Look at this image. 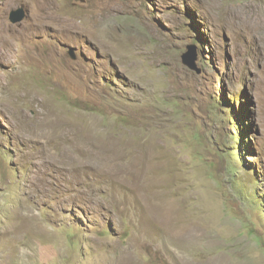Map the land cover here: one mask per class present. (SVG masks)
I'll return each instance as SVG.
<instances>
[{"label": "rangeland", "instance_id": "obj_1", "mask_svg": "<svg viewBox=\"0 0 264 264\" xmlns=\"http://www.w3.org/2000/svg\"><path fill=\"white\" fill-rule=\"evenodd\" d=\"M35 1L0 0V264H264V0Z\"/></svg>", "mask_w": 264, "mask_h": 264}, {"label": "bare ground", "instance_id": "obj_2", "mask_svg": "<svg viewBox=\"0 0 264 264\" xmlns=\"http://www.w3.org/2000/svg\"><path fill=\"white\" fill-rule=\"evenodd\" d=\"M50 1V0H49ZM48 0H36L35 1V5H36V8L38 11H43L44 9L46 10L47 9V6H51L50 2ZM47 11V10H46ZM49 11V10H48ZM245 12V11H244ZM40 13V12H39ZM46 13V12H45ZM262 13V12H261ZM35 14V13H34ZM260 14V13H259ZM250 15V13H249ZM53 17V15H52ZM244 17V16H243ZM254 17V16H253ZM246 18V16H245ZM248 18V17H247ZM242 19V18H241ZM253 19V18H252ZM38 20V26H42L44 23H48L50 22V15H46V14H43L42 16H38L37 18ZM244 21V20H243ZM243 21L241 23H243ZM249 23V22H248ZM5 24V23H4ZM244 24V23H243ZM262 24V23H261ZM240 25V24H239ZM250 25V24H249ZM5 26V25H4ZM3 25H1L0 23V49H6L8 48L7 46L9 45V36H8V31L7 29L4 27ZM241 26V25H240ZM258 26V24L256 25ZM76 27V26H75ZM248 27V26H247ZM264 27V26H263ZM246 28V27H245ZM253 28V27H252ZM256 28V27H255ZM254 28V29H255ZM259 28V26L257 27ZM244 29V28H243ZM250 29V27H249ZM246 30V29H245ZM251 30V29H250ZM249 30V31H250ZM253 31V29H252ZM11 46V45H10ZM8 55V54H7ZM12 55V53H11ZM85 208V207H84ZM182 230L179 229V232L178 233H172V232H168V236L170 237V241H172L173 238L177 239L178 240V237H181L182 236ZM176 240V241H177ZM173 242V241H172Z\"/></svg>", "mask_w": 264, "mask_h": 264}, {"label": "water", "instance_id": "obj_3", "mask_svg": "<svg viewBox=\"0 0 264 264\" xmlns=\"http://www.w3.org/2000/svg\"><path fill=\"white\" fill-rule=\"evenodd\" d=\"M23 17H24L23 10L22 9H18L16 11H12L10 13L9 21H10L11 24H18V23H20L22 21ZM71 57L73 58V55H71ZM194 61H195V55H190V58L187 55H183L182 56V63L185 66H187L188 68H190L192 70H195L196 73H200V71L198 69H195Z\"/></svg>", "mask_w": 264, "mask_h": 264}, {"label": "trees", "instance_id": "obj_4", "mask_svg": "<svg viewBox=\"0 0 264 264\" xmlns=\"http://www.w3.org/2000/svg\"><path fill=\"white\" fill-rule=\"evenodd\" d=\"M234 116H235V114H234Z\"/></svg>", "mask_w": 264, "mask_h": 264}]
</instances>
